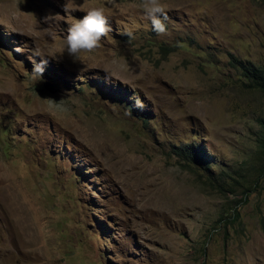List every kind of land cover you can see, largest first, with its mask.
I'll list each match as a JSON object with an SVG mask.
<instances>
[{"label": "rangeland", "instance_id": "rangeland-1", "mask_svg": "<svg viewBox=\"0 0 264 264\" xmlns=\"http://www.w3.org/2000/svg\"><path fill=\"white\" fill-rule=\"evenodd\" d=\"M163 2L161 36L141 0H0V264H264V92L231 61L264 64V3ZM99 5L112 31L74 60Z\"/></svg>", "mask_w": 264, "mask_h": 264}, {"label": "clouds", "instance_id": "clouds-1", "mask_svg": "<svg viewBox=\"0 0 264 264\" xmlns=\"http://www.w3.org/2000/svg\"><path fill=\"white\" fill-rule=\"evenodd\" d=\"M109 2L112 3L114 0H109ZM167 7L163 0H141L144 17L150 21L152 30L157 35L163 36L167 34L166 21L169 19ZM75 10L77 9L69 7L68 2L64 6V12L67 16H71V12ZM85 12L86 15L82 19L73 18V22L68 25L67 34L64 37L65 51L74 60H79L82 52L92 53L99 49L102 39L107 37L112 31L103 5L92 6ZM123 34L129 39L134 38V33L131 30L125 29ZM34 56L42 57L39 52L34 53ZM31 63L32 70L30 75L34 80L41 79L48 61L41 58L37 62L32 58ZM48 102L53 108L57 106V101L54 99L49 98Z\"/></svg>", "mask_w": 264, "mask_h": 264}, {"label": "trees", "instance_id": "trees-1", "mask_svg": "<svg viewBox=\"0 0 264 264\" xmlns=\"http://www.w3.org/2000/svg\"><path fill=\"white\" fill-rule=\"evenodd\" d=\"M264 3V0H262ZM173 48L169 47L166 48L163 53L171 52ZM231 61L233 66L238 68L240 70V73L246 79V84L249 88H252L254 90H258L261 92H264V64L263 65H255L251 61L247 60H241L234 56L231 57ZM264 126V122H263ZM263 133H264V127H263ZM261 146L264 150V134L260 139ZM178 154H182L186 156L187 159L192 161L195 165L207 169L209 167V164L207 163V155L204 153V150L196 147L193 143H189L188 145H185V147H180L177 151ZM234 217H238L237 211H234L233 213V219Z\"/></svg>", "mask_w": 264, "mask_h": 264}, {"label": "bare ground", "instance_id": "bare-ground-1", "mask_svg": "<svg viewBox=\"0 0 264 264\" xmlns=\"http://www.w3.org/2000/svg\"><path fill=\"white\" fill-rule=\"evenodd\" d=\"M117 92V91H116ZM115 93V92H114Z\"/></svg>", "mask_w": 264, "mask_h": 264}]
</instances>
